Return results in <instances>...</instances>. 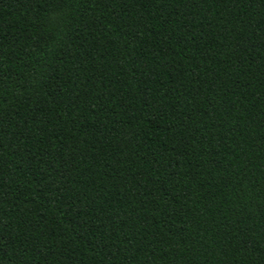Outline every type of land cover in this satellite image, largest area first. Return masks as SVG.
Returning <instances> with one entry per match:
<instances>
[{
  "label": "trees",
  "instance_id": "16d2710c",
  "mask_svg": "<svg viewBox=\"0 0 264 264\" xmlns=\"http://www.w3.org/2000/svg\"><path fill=\"white\" fill-rule=\"evenodd\" d=\"M0 264H264V0H0Z\"/></svg>",
  "mask_w": 264,
  "mask_h": 264
}]
</instances>
